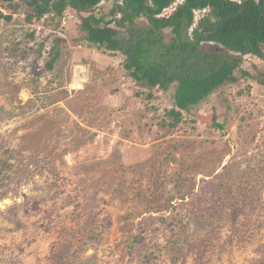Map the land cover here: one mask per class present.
<instances>
[{
    "label": "rangeland",
    "instance_id": "1",
    "mask_svg": "<svg viewBox=\"0 0 264 264\" xmlns=\"http://www.w3.org/2000/svg\"><path fill=\"white\" fill-rule=\"evenodd\" d=\"M113 1L93 13L111 19ZM0 10V264H264V58L244 55L172 128L176 85L136 83L76 10Z\"/></svg>",
    "mask_w": 264,
    "mask_h": 264
},
{
    "label": "trees",
    "instance_id": "2",
    "mask_svg": "<svg viewBox=\"0 0 264 264\" xmlns=\"http://www.w3.org/2000/svg\"><path fill=\"white\" fill-rule=\"evenodd\" d=\"M16 1L28 6L31 22L62 18L67 10H76L82 15L80 28L89 44L121 52L136 83L166 91L175 84L174 104L166 111L172 128L181 122L182 111H190L227 83L238 81L235 71L244 55L264 58V0H115L109 20L93 13L102 0H0V5L10 7ZM175 2V8L165 13ZM0 17L10 21L12 11L5 14L0 10ZM140 18L147 25H138ZM119 26L126 28L128 36ZM165 30L170 32L168 41ZM210 42L227 51V58L219 59L221 52L212 56L205 48ZM60 44L56 39L51 48L50 68L61 56ZM16 45L10 49L15 51ZM44 45L38 46L39 56ZM243 75L250 77L251 73L245 70ZM263 75L254 77L264 84ZM182 185H177L179 192L185 190Z\"/></svg>",
    "mask_w": 264,
    "mask_h": 264
},
{
    "label": "clouds",
    "instance_id": "3",
    "mask_svg": "<svg viewBox=\"0 0 264 264\" xmlns=\"http://www.w3.org/2000/svg\"><path fill=\"white\" fill-rule=\"evenodd\" d=\"M115 1V0H114ZM180 0H178L177 2H179ZM177 2H175L172 6H170L169 8H167V9H165L164 10V12L165 13H169V12H171L174 8H175V6L177 5ZM162 14H163V12H162ZM196 14H197V18L199 17V15H198V12L196 11Z\"/></svg>",
    "mask_w": 264,
    "mask_h": 264
},
{
    "label": "bare ground",
    "instance_id": "4",
    "mask_svg": "<svg viewBox=\"0 0 264 264\" xmlns=\"http://www.w3.org/2000/svg\"><path fill=\"white\" fill-rule=\"evenodd\" d=\"M78 68H82V67H78ZM78 73H79V72H78ZM81 75H82V74H80V75H78V76H81ZM80 79H81L80 81L77 80V81H78V82H77L78 85H80V83H82V82L84 81L85 78L81 77ZM75 85H76V84H75Z\"/></svg>",
    "mask_w": 264,
    "mask_h": 264
}]
</instances>
